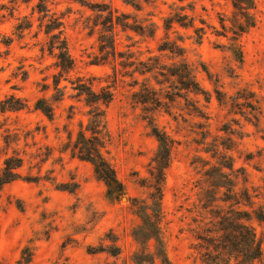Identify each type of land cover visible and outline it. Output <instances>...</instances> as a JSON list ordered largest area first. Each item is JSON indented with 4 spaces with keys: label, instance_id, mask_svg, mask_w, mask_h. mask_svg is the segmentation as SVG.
<instances>
[{
    "label": "rangeland",
    "instance_id": "rangeland-1",
    "mask_svg": "<svg viewBox=\"0 0 264 264\" xmlns=\"http://www.w3.org/2000/svg\"><path fill=\"white\" fill-rule=\"evenodd\" d=\"M41 1L47 13L38 10L40 0H0V171L8 156L22 159L20 177L0 188V264H138L139 251L156 252L154 238L144 246L136 237L137 206L153 213L159 142L147 116L174 139L159 210L163 249L170 264H202L198 236L216 210L264 213V0L253 1L254 24L245 31L239 25L246 18L233 0H86L126 16L127 26H113L115 56L108 59L99 40L110 29L102 24L108 10ZM183 15L184 25H168L166 19ZM50 16L62 22L74 61L59 76L62 92L53 84L61 69L48 51ZM26 18L31 27L19 33ZM164 40L183 54L160 50ZM182 60L208 99L195 92L165 99L169 84L158 82V70ZM77 77L97 91H113L103 117V152L124 186L119 197L109 196L90 162L72 155L93 108L73 88ZM145 85L159 93L160 106L138 101ZM11 95L27 105L2 111ZM41 96L53 105L52 118L35 107ZM242 198L250 204H237ZM250 222L263 238L264 219ZM152 264L162 263L155 256Z\"/></svg>",
    "mask_w": 264,
    "mask_h": 264
},
{
    "label": "trees",
    "instance_id": "trees-1",
    "mask_svg": "<svg viewBox=\"0 0 264 264\" xmlns=\"http://www.w3.org/2000/svg\"><path fill=\"white\" fill-rule=\"evenodd\" d=\"M82 4L88 5L92 9H97L98 11L104 13L108 10L107 4H91L86 0H75ZM254 0H233L232 3L235 8L239 9V12L246 18L244 23L239 25L240 31H245L248 27L253 26L254 19L250 14L249 10L254 7ZM40 12H48L46 6L40 2L37 5ZM51 17V16H50ZM126 16L114 15V10L107 11L106 17H104V26L106 22L110 24L108 32L101 35L99 40L101 41L100 50L103 53L102 59H108L110 56H115V46H114V34L113 26L122 24V18ZM187 16H178V18L171 17L166 19L168 25L170 22L177 21L181 24L183 19ZM167 25V26H168ZM184 25V24H183ZM31 27V23L28 18L25 22H21L17 25V31L22 33L24 29ZM46 33H49V40L47 41L48 51L51 54H55L56 64L61 69L58 75L54 76V87L57 92L62 89L59 87V76L69 73L74 68V61L69 52L68 43L65 37H63L62 22L58 18H50V22L45 24ZM200 30V29H196ZM56 31V32H55ZM104 38V41L101 39ZM160 50L169 51L172 54H183V48L177 46L172 42H167L164 40L159 45ZM149 71L153 70L155 66L151 65L148 67ZM159 83H168V90L165 94V99L172 102L175 101L177 97L187 98L189 92L203 93L206 95L207 92L196 80L193 71L186 63L182 60L174 65L168 67H161L158 70ZM73 88L77 90L79 95H84V99L88 106H93L90 110L91 117L85 128L80 129L76 139L71 144L72 155L77 156L85 161L90 162L95 170L96 176L104 180L108 187V194L112 197H119L124 194V186L122 182L117 177V172L112 164L105 158L103 152L104 148V124L103 117L105 116V108L108 106L113 98V91L110 88L102 87L101 90L97 91L93 89L91 83L83 80L81 77L72 82ZM218 100L222 99V92L217 90ZM159 94L156 90L150 89L145 85L143 91H139L135 94L138 97V101L143 104H154V106H160L161 99L157 95ZM56 94L54 100L59 99ZM152 95V96H150ZM208 99V96H206ZM245 105L254 110L255 106L252 102L248 101L246 98ZM27 105L26 101L20 97L11 95L5 98L1 103L2 111L5 110H19ZM35 107L40 109L48 118H52L54 115V108L50 101L44 96L37 99ZM147 112H151V107H144ZM199 111L198 107H195ZM157 109V108H156ZM147 116V115H146ZM150 126L152 127V132L156 136L159 142V147L155 161V176H154V191L152 193L153 205L151 206L153 213L147 212V205L140 204L137 206V210L142 218V224L136 230V237L145 246L147 241L154 238L157 241V249L155 253L139 251L135 254V260L138 264H152L155 256L159 257L162 264H170L167 254L163 249V243L161 239V228L159 225V210L161 203V196H163V182L165 172L170 164L172 157V149L174 145V139L171 138L163 130L154 124L152 118L148 117ZM22 166V159L19 156L12 155L8 156L4 160V166L0 171V188L5 184L12 182L13 180L20 177L19 168ZM229 200V199H228ZM248 202L247 198H242L240 201L237 200L236 203L241 201ZM256 216L258 220L264 219V213L260 211L244 210L240 207H228L227 210L223 211L221 209L216 210L214 217V222L207 225L202 234L198 236L197 247L201 253V263L202 264H264V237H260L251 224V219ZM25 254L29 252V249H25ZM30 256L28 253L27 257H24V262L30 261Z\"/></svg>",
    "mask_w": 264,
    "mask_h": 264
}]
</instances>
